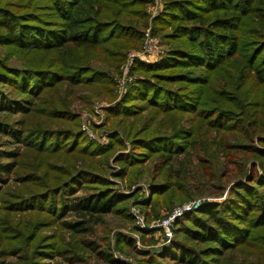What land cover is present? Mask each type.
<instances>
[{"label":"trees","instance_id":"obj_1","mask_svg":"<svg viewBox=\"0 0 264 264\" xmlns=\"http://www.w3.org/2000/svg\"><path fill=\"white\" fill-rule=\"evenodd\" d=\"M162 1L154 30L171 47L167 56L155 64L136 61L132 72L140 77L107 109L113 129L133 146L117 158L119 176L155 165L153 180L165 182L153 183V194L169 198L151 201L155 214L195 197L185 185L192 162L210 179L217 165L233 168L238 178L227 200L205 202L177 219V239L160 253L142 251L137 263L264 264V0ZM151 2L0 0V212L50 218L23 230L0 221V264H78L86 251L123 264L111 251H99L94 238L103 217L132 219L127 206H119L133 197L115 192L98 173L125 142L117 134L104 146L89 141L71 98L83 86L92 96L116 100L113 77L94 64L120 66L140 47ZM13 58L22 63H10ZM221 135L219 143L212 139ZM35 162L51 169L49 180L34 182L29 168ZM13 176L35 193L3 198L1 185ZM81 190L89 193L78 196ZM53 227L59 231L37 241L41 230ZM116 237V247L122 239L135 244Z\"/></svg>","mask_w":264,"mask_h":264},{"label":"rangeland","instance_id":"obj_2","mask_svg":"<svg viewBox=\"0 0 264 264\" xmlns=\"http://www.w3.org/2000/svg\"><path fill=\"white\" fill-rule=\"evenodd\" d=\"M163 6L164 4L162 0H152V2L147 5L148 18L145 22H142L143 27L141 29L142 44L139 48H133L128 51V55L126 56L125 62L122 65L110 67L109 65L101 62H97V64H94L95 66H99L100 68L104 69L106 72H109L113 77L115 81L114 94L116 95V100L112 101L108 97L101 94L92 96L91 91L83 86L75 88L76 95L71 98L72 105L70 110L72 111V113L78 116L79 130L89 141L104 146L111 143L113 135L117 134L119 135L120 139L125 142V148L117 147L110 156L109 166H105L104 168H102L101 166L103 172L99 171L98 173L100 175L107 176L108 180H110L113 184L112 189L115 190V192L120 193L121 195H128L133 197L125 204L119 206L123 207L124 205H126L129 209V214L132 219L127 220L124 217L116 216L114 214L107 215L103 217L104 219L102 222L100 221V224L95 225V231L98 235V238H94L100 244L99 251H111L113 258L123 264H138L137 260L142 259L140 254L142 253V251H148L151 255H154L155 253H160L165 250L175 239H177V236L175 234V223L177 220L174 223V233L173 237L170 240H168L164 235V232L160 228H158V223L169 217L174 212V210L180 209L183 206L191 205L192 203L190 202H202V205L205 202H224L229 198L230 189L238 178L236 174L237 172L233 171V168H225V166L217 165V170L214 174V178L210 179L209 176L204 175V172H202L200 165L194 167L195 162H192V164L189 166L190 180L189 182H186L185 185L186 187H188L187 189L190 190L191 193L195 194V197L183 203H175L171 210L162 208L159 212L156 211L155 214L153 211L154 203H151V201L154 202L155 199H159V201L163 202L169 199H165L163 196H157L153 194V185L156 183L165 182V177L163 176L159 177L157 180H153V178L158 177L154 172L155 165L151 163L146 166H136L132 168V170L130 169L127 175L119 176L122 169L121 164L117 162V158L120 154L130 153L133 149V146L131 145V142L128 141L125 133L121 129H113L112 125L113 122H115V119L108 117L107 109L113 107L117 102H119L128 92L130 86L133 85L135 81L140 77L139 74L132 72L134 64L130 61V55L132 52L143 50L146 38L148 36H150L155 40V42H157L158 47V53H156L155 57L153 58L157 59L153 63L149 64L158 63L167 56L169 48L171 47L169 46V44H167V42L163 40L162 34H156L154 30V20L162 12ZM159 51H161V53ZM3 52V50L0 51V54H3ZM10 63L20 64L22 63V61L18 58H13ZM115 67H118V69H116ZM186 118L188 119L189 117L186 116ZM184 125L186 127H190L188 120H186ZM89 136L92 137V139ZM224 137L226 136L221 135L218 137L215 136L212 139H216V141L219 143ZM212 149L214 151H218V149L214 146H212ZM233 153L236 155L235 152ZM238 157L241 158L242 155H239ZM250 159H253L250 160L251 163H257L254 160L253 156H251ZM62 160L64 162L63 158ZM247 160H249V158H247ZM63 162L55 163L53 161V165L57 167L59 165H65L66 163ZM221 162L224 161L222 160ZM250 164L248 163V165ZM145 167L148 169L145 175L142 174V177L138 176L137 174L145 171ZM29 170L35 175V183H40L42 181L49 180L50 178L51 169L40 166L36 162L34 166L29 168ZM130 174L134 176L135 181L130 179ZM20 177L21 176L18 175L17 179ZM15 178L16 176H13L12 178H10L7 184L1 185V195L3 196V198H5L4 195H6L7 199H12L13 197H15V195H19L18 197H28L35 193L36 189H30L32 187L31 185L23 189L19 184H17V179ZM88 193L89 191L81 190L77 195L85 196ZM171 199L172 197H170V200ZM193 212H195V210L191 211L190 213ZM38 213V211H35L34 213L32 211L31 213L26 214L13 213L7 215L6 209L3 208L0 212V221L8 219L6 221H9L13 227L21 230L24 229V226L26 224H37L49 221L50 218H48L46 214L42 213L38 215ZM182 217L178 219H181ZM77 219L78 218L75 217L67 218L68 221H77ZM56 230L57 232L59 231L58 229H56V227L41 230L37 241H40L42 238H44V236H52L53 233L56 232ZM120 233L122 234L123 238L129 237L135 244L129 247L125 243V239H122L119 247L117 246V249L116 235ZM72 239V235H70L69 233H65L66 242H71ZM181 241H185L183 236H181L180 238V242ZM105 257V255L100 256L97 253L93 254L86 251L83 254L84 261L78 264H112L108 262L109 260L105 259ZM4 262L9 263L10 260L5 259ZM47 263L49 262L47 261ZM60 263L68 264L63 263L62 261H60V259L52 261V264Z\"/></svg>","mask_w":264,"mask_h":264},{"label":"built area","instance_id":"obj_3","mask_svg":"<svg viewBox=\"0 0 264 264\" xmlns=\"http://www.w3.org/2000/svg\"><path fill=\"white\" fill-rule=\"evenodd\" d=\"M158 47H157V42L150 36L146 38L145 45L143 50L137 51V52H132L130 55V61L134 64L136 61L140 62H148V63H153L156 59H153L155 57V54L157 52ZM161 53V51H159ZM159 53V54H160ZM90 137V136H89ZM92 139V137H90ZM192 203L189 206H183L180 209L174 210V212L164 220H162L160 223H158V228H160L163 232L164 235L168 240H170L173 237L174 233V223L175 221L184 216L185 214L190 213L193 210H198L202 206V202H190Z\"/></svg>","mask_w":264,"mask_h":264}]
</instances>
